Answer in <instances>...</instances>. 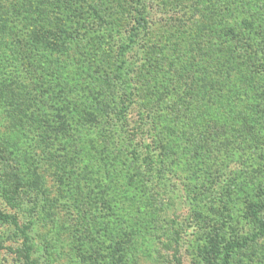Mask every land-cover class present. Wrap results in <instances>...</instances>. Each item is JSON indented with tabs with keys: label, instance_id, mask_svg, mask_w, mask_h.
<instances>
[{
	"label": "rangeland",
	"instance_id": "obj_1",
	"mask_svg": "<svg viewBox=\"0 0 264 264\" xmlns=\"http://www.w3.org/2000/svg\"><path fill=\"white\" fill-rule=\"evenodd\" d=\"M133 2L0 0V84L29 98L20 123L0 106V211L36 264H200L206 238L256 232L231 264H264L247 217L264 197V0H148L132 31ZM125 104L137 155L113 130ZM20 243L0 223V264Z\"/></svg>",
	"mask_w": 264,
	"mask_h": 264
},
{
	"label": "trees",
	"instance_id": "obj_2",
	"mask_svg": "<svg viewBox=\"0 0 264 264\" xmlns=\"http://www.w3.org/2000/svg\"><path fill=\"white\" fill-rule=\"evenodd\" d=\"M69 1V0H66ZM148 0H134L133 2V11L135 13L134 22L135 25L131 26L132 31L137 30L141 27L142 22V11L145 9L146 2ZM95 17L99 19L100 17L95 12ZM30 19V18H29ZM27 19V21H29ZM56 27V24H54ZM57 28V27H56ZM39 31H34V28L31 27V30L28 35L26 36L29 40L26 42H30L33 46H46L55 51H61L58 46V42L56 40H51V37H55L56 33L47 27L45 30L43 29H36ZM31 39V40H30ZM60 44H62L60 42ZM17 86V85H16ZM16 87H13V82L6 83L2 82L0 84V106L6 107L10 110L11 115L15 122L20 123L21 116L24 117L26 114L27 107L29 106V98L26 96H21V94L16 91ZM130 99V97L128 98ZM123 104V103H122ZM121 104V105H122ZM122 109L118 110V112H113L112 121L114 122V132L118 134V137L123 141L127 140V147L133 152L134 155H137V152L132 147V137L131 128H128L127 118H126V111L130 108L129 104H125V106H121ZM125 110V111H124ZM121 134L123 136H121ZM135 152V153H134ZM261 208H264V197L262 198L261 202L255 204L253 206H249L247 208V217L250 222H254L258 228L261 229L264 227L262 223V219L259 217V212ZM0 223H9L13 225L16 229V234L21 240V243L18 247H16L12 253L15 255L16 260L20 264H36V262L32 259V247L30 244V238L28 233V228L19 227L17 225L16 219L13 216L5 214L0 211ZM255 226V225H254ZM257 232L255 234H246V237L243 239L236 238V239H227L223 236L214 235V238H206L203 243L200 245L198 249L200 251V264H213V260L216 258L218 264H231V256L232 253L237 249H243L247 247L249 242H253L257 236ZM113 250H115V254H112V259L115 256H118L116 262L122 263L126 260L127 252L118 246H113Z\"/></svg>",
	"mask_w": 264,
	"mask_h": 264
}]
</instances>
